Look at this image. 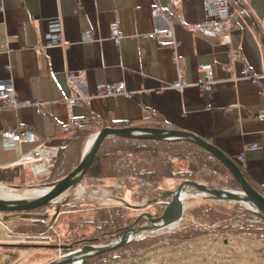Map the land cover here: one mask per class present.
Masks as SVG:
<instances>
[{"label": "crops", "instance_id": "crops-1", "mask_svg": "<svg viewBox=\"0 0 264 264\" xmlns=\"http://www.w3.org/2000/svg\"><path fill=\"white\" fill-rule=\"evenodd\" d=\"M251 5L260 29L234 14L241 30L239 48L234 50L230 34L185 30L186 25L205 21L202 0H0V84L11 83L20 101L44 103V114L34 106L0 110V169L23 166L39 182L48 176L47 167L44 175L38 164H18L35 146L55 151L47 147L49 140L72 120L138 123L155 115L175 130L217 147L264 188V38L258 33L259 29L264 35L260 26L264 0H251ZM112 24L119 28L117 43L111 38ZM56 25L68 47L38 49ZM159 29L172 32L176 61L172 45L144 39ZM203 65L213 66L212 93L200 88ZM243 68L251 78L241 75ZM178 71L184 73L182 91L172 89ZM71 76L77 77L73 84ZM111 84H124L129 96L97 94L98 87ZM74 91L89 98L87 106L69 110L67 100ZM8 130L28 132L36 142L5 150L1 134ZM98 192L99 199L111 198L108 190ZM85 196L76 190L67 199L79 206L96 203ZM161 245L165 249L155 254L125 259L128 264H264V240L259 237L205 235L176 248L160 243L151 251ZM163 252L166 258L161 257ZM94 263L98 262H90Z\"/></svg>", "mask_w": 264, "mask_h": 264}, {"label": "trees", "instance_id": "trees-1", "mask_svg": "<svg viewBox=\"0 0 264 264\" xmlns=\"http://www.w3.org/2000/svg\"><path fill=\"white\" fill-rule=\"evenodd\" d=\"M227 1L233 15L238 14L250 26L259 28L251 0ZM233 15L229 34L232 47L237 50L241 30L235 24ZM259 29L258 33L263 39L264 35ZM88 120L89 123L81 127L71 125L68 128L57 129L54 137L49 140L47 147L56 151V158L50 167H47L46 178L35 182L28 168L15 166L0 169V185L14 189L33 188L36 185L54 186L77 168L87 142L104 128L138 127L175 130L155 115L150 116L149 120L138 123H112L94 117H89ZM230 160L236 164L248 184L264 198V188L247 176L239 163L231 158ZM184 181L211 190H239L228 170L212 155L196 145L187 142H154L117 137H108L102 142L82 184L89 189L98 188V184L111 189L118 185L119 194H149L152 199L147 204L154 209L150 214L153 218H159L170 201L166 196L173 193ZM60 211L71 213L70 216L60 219L67 227V237L60 246L63 251H76L84 246L107 247L120 240L126 229L134 223V227L148 224L147 218H138L133 214L140 209L129 210L124 206H76L66 201L55 207V214ZM73 213L76 215H72ZM54 218L36 220L19 217L17 220L24 225L17 232L22 236L49 239L47 232L56 222ZM222 234L230 237H259L264 240V222L258 219L253 211L247 210L239 203L221 204L205 196L197 204L188 205L176 230L145 235L123 247L87 259L83 264L105 259L121 260L136 257L160 243L176 248L196 237Z\"/></svg>", "mask_w": 264, "mask_h": 264}, {"label": "water", "instance_id": "water-1", "mask_svg": "<svg viewBox=\"0 0 264 264\" xmlns=\"http://www.w3.org/2000/svg\"><path fill=\"white\" fill-rule=\"evenodd\" d=\"M108 137L148 140L154 142H187L196 145L212 155L228 170L236 181L239 190L238 192L230 190H211L205 186L184 181L173 193L166 196L170 201L159 218H153L149 213H143L138 216V218H147L148 224L146 226L134 227V223L126 229L120 240L107 247L97 248L93 246H84L76 251L62 250L59 259L48 264H82L87 259L94 256L123 247L135 240H139L144 237L143 235L145 233L152 234L164 230H174L182 220L185 210L183 202L185 199L191 198L188 194L191 190L196 191L203 196L213 198L219 202L239 203L247 209L254 208L256 210L253 211L255 216L264 222V198L248 184L236 164L221 150L202 138L186 132L138 127H126L120 129L104 128L99 130L86 146L82 159L75 170L54 186L47 187L45 189L46 192L42 196L23 198L21 200L0 199V213L18 214L22 219L46 220L48 215L33 214L32 212L45 208L53 203L64 204L68 201V193L82 183L92 165L100 145Z\"/></svg>", "mask_w": 264, "mask_h": 264}, {"label": "built area", "instance_id": "built-area-1", "mask_svg": "<svg viewBox=\"0 0 264 264\" xmlns=\"http://www.w3.org/2000/svg\"><path fill=\"white\" fill-rule=\"evenodd\" d=\"M177 3L179 0H172ZM202 7L205 13V21L196 24L186 25L184 28L190 33H197L203 35H223L229 34L231 28V18L233 12L228 4L227 0H202ZM160 13L159 9L154 11V15ZM260 26L264 30V19L260 21ZM111 38L116 43L120 39V32L117 24L110 26ZM144 39L157 42H166L172 45L173 58L176 61L177 57V44L171 31L169 30H155L153 33L144 36ZM66 48L68 43L65 42L61 37V28L56 25L50 28L47 35L44 36L42 46H37L38 49L48 48ZM7 49V48H6ZM199 72L204 75V82L200 86L202 91L212 93L214 91V70L211 65H203L199 67ZM241 75L245 78H251V73L247 68H243ZM184 73L178 71V80L173 84L172 89L182 91L186 84L183 82ZM76 76H71V82L76 79ZM75 88V87H74ZM76 90V89H75ZM98 95L117 97L121 94L129 96L126 93L124 84L118 85H103L98 87ZM89 98L83 96L78 91L74 93L67 100V106L72 109L75 106H87ZM24 106H34L38 114H44L43 108L44 103L41 101H35L33 103L27 101H20L16 97L14 87L11 83L0 84V110L2 108H20ZM89 123L88 118H80L72 120V126L81 127ZM2 146L5 150L13 149L16 144H34L36 142L34 136L28 132H14L4 131L1 134ZM256 146L250 147L254 149ZM56 158V152L50 149L35 146V148L26 156L23 157L18 165H35L42 166L44 172L42 174L47 175L46 167L50 166L53 160ZM0 264H2L0 262ZM80 264V263H77ZM147 264H158L157 262H150Z\"/></svg>", "mask_w": 264, "mask_h": 264}, {"label": "rangeland", "instance_id": "rangeland-1", "mask_svg": "<svg viewBox=\"0 0 264 264\" xmlns=\"http://www.w3.org/2000/svg\"><path fill=\"white\" fill-rule=\"evenodd\" d=\"M30 171L32 170L30 169ZM98 186H99L98 188L89 189L83 186V184L81 183L79 186L73 188L68 193V195L73 191L76 192L77 190L79 192H84L86 195L85 197L91 196L95 198L97 200L96 203L98 204L95 203L94 205L124 206L125 208L129 210H131L132 208L140 209V211L133 213L136 217L139 216L140 214H143V213L150 214L151 212L154 211V209L147 204V201L152 199L151 195L149 194L147 195L119 194L117 191V189L120 190L118 185L114 186L112 189L108 187L105 188L106 186L102 184L101 185L98 184ZM0 188H5V189H8L10 192H12L15 195V198L13 200H19V199L21 200L23 199L26 193L45 190L47 187H40L36 185L33 188L25 187L21 189H14L6 185H0ZM101 190L110 191L109 195L111 196V198L109 197V199H106V200L105 198L99 199V196H101L102 194L98 191H101ZM94 191L98 193V196L94 194ZM230 191L238 192L236 190H230ZM188 194L191 196V198H187L183 202V205L185 206L184 214L188 208V205L197 204V202L200 199L205 197L193 190L189 191ZM0 199H4V198L0 197ZM220 203L225 204L227 202H220ZM73 204L78 206L76 203H73ZM87 204L91 205L92 203H86L84 205H87ZM228 204H231V203H228ZM59 205L61 204L53 203L45 208L32 212L33 214H41V215L47 213L48 219L50 220L53 217H55L54 219L56 220V222L54 223L52 227L48 228L47 234L49 235V239H41L42 237L36 238V237H27V236L19 235L17 230H19V228L24 225L22 222L17 220V218H19L20 215L0 213V262L2 264H48L52 261L58 260L60 255L62 254L61 252L62 250H60V246L63 244V240L66 239L65 237H67L66 236L67 227L65 226V224H63L60 221V219L64 218V216L65 217L70 216L69 214H71L70 211H60L55 214V207ZM247 210L256 211L254 208H249ZM72 215H76V214L73 213ZM56 216L58 217V220ZM178 226H179V223L174 230H176ZM174 230H164V231H159V232L169 233ZM156 233L158 232H155L152 234L145 233L143 236L153 235ZM221 246L226 247L225 241L221 242ZM164 249H165V246L161 245L160 249H158L157 251L153 250L152 252L151 251L152 248H148L145 250V253L155 254L157 252H160L159 250H164ZM162 255L161 257L163 258L167 257V255H165L164 252ZM129 262L130 261L126 259L120 260L119 262L102 260L94 264H128Z\"/></svg>", "mask_w": 264, "mask_h": 264}, {"label": "bare ground", "instance_id": "bare-ground-1", "mask_svg": "<svg viewBox=\"0 0 264 264\" xmlns=\"http://www.w3.org/2000/svg\"><path fill=\"white\" fill-rule=\"evenodd\" d=\"M45 192H46V190L33 191V192H30V193H26L23 198L39 197V196H42ZM0 197L4 198V199H14L15 195L12 192H10L8 189L0 188Z\"/></svg>", "mask_w": 264, "mask_h": 264}]
</instances>
